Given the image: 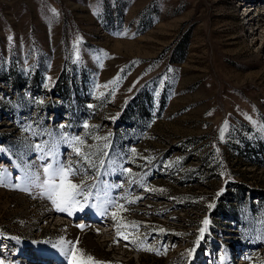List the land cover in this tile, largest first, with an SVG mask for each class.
Returning <instances> with one entry per match:
<instances>
[{
  "label": "rangeland",
  "instance_id": "374dc122",
  "mask_svg": "<svg viewBox=\"0 0 264 264\" xmlns=\"http://www.w3.org/2000/svg\"><path fill=\"white\" fill-rule=\"evenodd\" d=\"M53 144L123 207L57 211ZM0 170L3 264H264V0H0Z\"/></svg>",
  "mask_w": 264,
  "mask_h": 264
},
{
  "label": "snow or ice",
  "instance_id": "6c2138e0",
  "mask_svg": "<svg viewBox=\"0 0 264 264\" xmlns=\"http://www.w3.org/2000/svg\"><path fill=\"white\" fill-rule=\"evenodd\" d=\"M87 127V125H85ZM96 139H103L105 141L108 140L107 137H97ZM61 142L68 144L75 154L80 157V161L83 162L84 165L88 167L97 168V163L92 159L94 153L91 151H84L83 149L87 147L84 141L80 137L68 138L67 136L61 137ZM35 150L41 153L38 157L40 161L50 160L47 164H41L43 179H41L40 172H29L27 179L31 182V184L35 187H38L42 190V196L46 197L52 205L55 207L57 211L66 212L68 215H72L73 209L77 206L81 208L83 205L81 204V200L88 201L90 198H95L100 200V205L98 210L101 215H106L108 213V208H122V205L116 204L112 199L108 196V190L105 187L103 193H101L100 187H98L95 183L89 185L87 181L90 177L87 175V170L85 167H74L71 162H62L59 158L58 145L53 144L48 147V150L45 151V146L35 145ZM109 144L106 142L103 144V147L98 149V151H102L107 149ZM135 153V150H132ZM104 155H107L104 152ZM51 158V159H50ZM104 160H99V166L103 167ZM6 170H0V181L3 180V173ZM130 171V170H125ZM98 172V169H97ZM82 175L83 179L79 184L72 182V177ZM93 189H95V197L93 194ZM24 191H30L29 188L25 187L22 189ZM134 202V201H130ZM96 206V205H92ZM211 207V205H210ZM112 216L114 219H117V213L115 211L112 212ZM209 221L205 219L202 221V227L200 228V237L194 242V247L187 251V255L191 257L193 253L196 251V247L200 243V239L203 238L205 228L208 225ZM129 225H125L128 227ZM131 227L138 229L139 224L136 222H132ZM79 227L83 228V225ZM159 231L163 232L164 229H159ZM129 240V235H121L120 232V223L118 222L117 226V241L120 239ZM133 242L134 241H130ZM79 241H68L64 240L60 241L61 251L63 254L68 257L69 264H95L93 258L88 256L86 259H83V253H77L76 244ZM56 247V245H54ZM140 250V249H138ZM144 250L148 251H156L152 248H147ZM157 254H160L157 251ZM0 264H3L0 261Z\"/></svg>",
  "mask_w": 264,
  "mask_h": 264
},
{
  "label": "bare ground",
  "instance_id": "6f19581e",
  "mask_svg": "<svg viewBox=\"0 0 264 264\" xmlns=\"http://www.w3.org/2000/svg\"><path fill=\"white\" fill-rule=\"evenodd\" d=\"M8 245H9V244H4V246H5L6 249H10V247H8ZM12 248H13V247H12ZM11 250H12V249H11ZM8 253H11V251H8ZM20 254H21V252H20ZM6 255H7V254H6ZM34 258H35V257H34ZM28 260H33V259H32V256H31V258L28 259ZM32 262H33V261H32ZM53 262H54V261H52L51 264H54ZM58 264H59V263H58Z\"/></svg>",
  "mask_w": 264,
  "mask_h": 264
},
{
  "label": "trees",
  "instance_id": "16d2710c",
  "mask_svg": "<svg viewBox=\"0 0 264 264\" xmlns=\"http://www.w3.org/2000/svg\"><path fill=\"white\" fill-rule=\"evenodd\" d=\"M56 93H58L57 91H53V94H56ZM59 94V93H58ZM61 94V93H60ZM220 207V205L218 204V210L217 211H219V209H221V208H219ZM223 210V209H222ZM222 210H220V212H223Z\"/></svg>",
  "mask_w": 264,
  "mask_h": 264
},
{
  "label": "built area",
  "instance_id": "2783aa9c",
  "mask_svg": "<svg viewBox=\"0 0 264 264\" xmlns=\"http://www.w3.org/2000/svg\"><path fill=\"white\" fill-rule=\"evenodd\" d=\"M51 159V158H50ZM50 162V160H45V164H47V163H49Z\"/></svg>",
  "mask_w": 264,
  "mask_h": 264
}]
</instances>
